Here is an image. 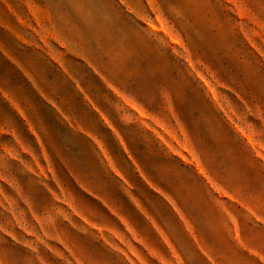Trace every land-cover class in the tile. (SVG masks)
I'll list each match as a JSON object with an SVG mask.
<instances>
[{
  "label": "rangeland",
  "instance_id": "obj_1",
  "mask_svg": "<svg viewBox=\"0 0 264 264\" xmlns=\"http://www.w3.org/2000/svg\"><path fill=\"white\" fill-rule=\"evenodd\" d=\"M0 264H264V0H0Z\"/></svg>",
  "mask_w": 264,
  "mask_h": 264
}]
</instances>
